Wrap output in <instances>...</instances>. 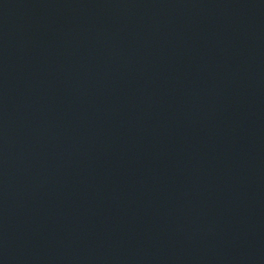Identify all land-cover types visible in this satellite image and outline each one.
<instances>
[{
  "label": "water",
  "instance_id": "1",
  "mask_svg": "<svg viewBox=\"0 0 264 264\" xmlns=\"http://www.w3.org/2000/svg\"><path fill=\"white\" fill-rule=\"evenodd\" d=\"M0 264H264V0H0Z\"/></svg>",
  "mask_w": 264,
  "mask_h": 264
}]
</instances>
